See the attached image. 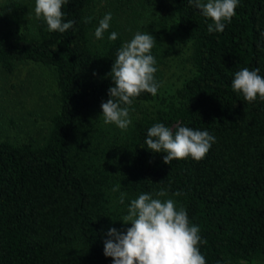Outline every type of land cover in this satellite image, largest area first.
I'll list each match as a JSON object with an SVG mask.
<instances>
[{"label":"trees","instance_id":"1","mask_svg":"<svg viewBox=\"0 0 264 264\" xmlns=\"http://www.w3.org/2000/svg\"><path fill=\"white\" fill-rule=\"evenodd\" d=\"M34 8L29 0H0L2 70L44 67L55 90L46 94L35 85L30 110L9 104L2 113L8 129L0 127L6 132L0 264H113L104 255L107 232L131 226L120 219L142 193L186 210L190 225L200 228L206 264H264V101L249 103L232 88L245 67L264 77V0H239L224 32L211 34L212 21L188 0H70L63 22L74 24L65 33L50 32ZM107 13L110 28L97 39ZM138 31L155 40L160 86L155 96L143 92L133 100L132 124L122 131L103 122L101 104L114 86L108 74L117 51ZM112 32L115 41L108 39ZM177 43L188 46L191 73L163 97L165 66L180 53ZM15 92L10 97L22 100ZM23 112L31 128L21 136L8 132L26 120ZM156 123L173 132L182 126L208 131L215 143L199 161L165 164L166 153L145 144ZM161 189L167 196L155 195Z\"/></svg>","mask_w":264,"mask_h":264},{"label":"clouds","instance_id":"2","mask_svg":"<svg viewBox=\"0 0 264 264\" xmlns=\"http://www.w3.org/2000/svg\"><path fill=\"white\" fill-rule=\"evenodd\" d=\"M70 0H35L34 13L37 19H43L50 32L65 33L73 27L74 21L63 22L62 8ZM188 3L201 11V14L212 21L208 24V32L222 33L225 22H230L235 15L239 0H188ZM91 17L84 20L91 22ZM112 14L107 13L95 29V37L102 39L110 28ZM118 37L112 32L108 39L115 41ZM155 40L151 34L136 32L134 37L125 42L117 51V56L108 74L114 86L108 90L109 99L102 102L103 122L114 124L126 131L132 124L130 107L133 100L141 93L147 92L155 96L159 84L155 80L156 59L151 54ZM95 74V73H94ZM232 88L242 93L244 100L251 103L264 101V77L259 69L249 70L247 67L235 73ZM215 137L208 131L193 130L190 127H179L177 131L156 123L147 130L145 144L153 153H166L165 164L174 160L191 157L203 159ZM117 184L113 191H118ZM126 194H121L119 202L124 203ZM157 197L167 196L161 189ZM175 195H180L179 192ZM124 225H131L121 231L110 228L104 241V255L113 258V264H206L205 257L199 250L201 241L200 228L190 225L186 210H177L172 199L153 198L149 193H142L131 200L127 214L120 219Z\"/></svg>","mask_w":264,"mask_h":264},{"label":"rangeland","instance_id":"3","mask_svg":"<svg viewBox=\"0 0 264 264\" xmlns=\"http://www.w3.org/2000/svg\"><path fill=\"white\" fill-rule=\"evenodd\" d=\"M31 4H35V0H29ZM25 3L28 0H24ZM103 4V1H102ZM177 46L180 50V53L176 56V58L172 59L169 62L168 66H165V76L164 83L161 89V95L163 97H167L173 90L181 84V82L191 73L190 64L187 62V52L188 46L184 43H177ZM38 83V84H37ZM35 85H39L38 89L41 90L42 93L54 94L55 90L51 83V78L49 76V71H47L44 67H38L34 64H21L13 73H6L2 70L0 66V127L4 130L8 129L7 121L4 119L2 113H6L8 111V105L10 104V108H15L16 111L22 109V107L26 106V110H30L29 104L31 101H35L37 97V91H33V87ZM15 89L20 91L23 96L22 100L12 99L10 97V93L14 96ZM145 106H149L154 108V102H146ZM19 112V111H18ZM25 114V112H23ZM26 120L22 121L20 126H17L15 129L8 130L12 134H20L24 135L28 128H31V117L27 114ZM16 122L18 121L16 118ZM24 128V129H23ZM7 132V133H8ZM6 132H0V138L5 135Z\"/></svg>","mask_w":264,"mask_h":264}]
</instances>
